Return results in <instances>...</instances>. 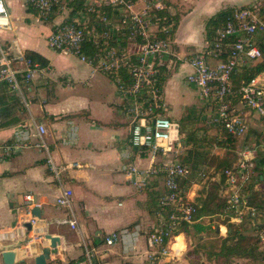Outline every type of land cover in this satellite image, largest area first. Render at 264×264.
<instances>
[{
    "label": "crops",
    "instance_id": "obj_1",
    "mask_svg": "<svg viewBox=\"0 0 264 264\" xmlns=\"http://www.w3.org/2000/svg\"><path fill=\"white\" fill-rule=\"evenodd\" d=\"M4 1L8 14L7 24L0 26V46L10 55L36 51L48 60L49 69L36 72L29 81L22 79L21 96L9 86L5 88L0 84V95L5 99L7 110L0 116L1 121H6L0 126V144L11 140L18 129L33 128V121L43 122L49 153L60 168L62 183L72 188V207L80 232L64 222L68 211L56 204L60 189L48 168L45 154L35 145L22 147L16 154L0 158V242L27 238L34 232L37 236L31 244L25 239V243L17 248L22 261L5 263L0 252V264H35L34 257L44 246L49 251L46 264H85L80 247L81 235L94 244L99 264H142L143 235L139 236L136 251L122 249L120 240L103 243L102 237L106 232L124 226L139 223L145 227L153 218L155 203L164 192L163 175H152L141 186L138 177L129 174L122 165L131 162L146 167L164 156L158 153L153 157L145 149L127 145L131 119L125 113L126 100L106 72L94 70L71 52H59L48 45L47 35L61 15L43 17L25 0ZM252 1L204 0L185 13L176 12L177 23L169 34L176 57L166 59L161 85L165 113L179 126L184 125V129L179 127V130L175 126L176 140L169 154L175 153L190 164L192 172L203 166L213 171L214 163H204L200 151L196 158L188 157L189 149L195 151V147L185 134L195 129L194 135L207 142L215 137L217 128L207 127L205 123V116L213 112L212 106L197 95L194 85L186 81L194 90L181 88L179 83L184 81L181 76L191 71L189 56L206 47L211 40L207 34V18L223 7ZM172 69L176 70L172 72ZM258 74L259 82L264 84V70ZM17 95L20 100L11 101V97ZM72 127L76 132L75 139L64 141ZM218 147L222 150L213 149ZM206 148L217 157H222L227 150L218 145ZM193 160L195 164H192ZM74 161L80 165L76 166ZM192 172L185 184L190 198L197 201L204 192L200 183L191 178ZM261 182L258 180L255 185L262 187ZM26 192H32L41 207L36 215L39 218L36 231L31 230L26 215L15 210ZM46 234L57 237L53 247Z\"/></svg>",
    "mask_w": 264,
    "mask_h": 264
},
{
    "label": "built area",
    "instance_id": "obj_2",
    "mask_svg": "<svg viewBox=\"0 0 264 264\" xmlns=\"http://www.w3.org/2000/svg\"><path fill=\"white\" fill-rule=\"evenodd\" d=\"M25 2L43 17L62 16L53 22L47 35L50 47L59 52L75 54L94 70L106 72L115 81L120 95L126 100L125 113L131 119L127 145L130 148L145 149L153 157L158 153L164 156L162 160L146 167L131 162L122 165L129 174L138 177L137 182L141 186L146 184L150 176L163 175L164 192L158 197L153 218L145 227L137 223L106 232L102 242L112 244L120 240L123 242L122 249L136 251L139 249V236L143 235L145 244L142 264H174L187 250L182 224L196 222L200 216L196 215V201L190 198L187 191L180 194L179 189L178 181L191 173V166L177 154H169L176 140L173 134L176 123L164 111L165 99L161 85L163 67L167 66L166 59L175 56L169 37L173 20L164 21L169 12L167 3L165 0ZM101 6H108L109 14L100 10ZM7 14L5 1L0 0V26L7 24ZM226 19L215 29L209 44L189 56L191 71L186 75V80L212 106L213 112L208 115L209 122L225 128L231 135L242 137L248 126L238 104L254 111L264 121V84L259 82L257 74L249 81L240 80L236 86L232 73L239 65L253 64L264 57V0H253L237 6ZM89 44L97 48L87 53L85 46ZM48 69V64L33 60L23 52L10 55L0 46V84L6 83L20 96L22 79L29 81L36 72H46ZM234 97L238 100H234ZM45 134L46 127L39 120L33 121L31 129L16 130L11 140L0 144V158L12 156L28 145L41 149L60 189L56 204L68 211L64 222L80 232L72 207V188L63 185L60 168L49 153L50 146ZM75 137L76 132L72 127L63 140L69 141ZM259 150V145L238 148L234 163L224 169L227 178L224 190L226 201L220 215L227 221L240 223L249 218L262 225L264 223V217H258L256 207L249 204L246 192L250 175L255 173L252 164ZM73 164L80 165L76 161ZM262 166L264 168V162ZM199 174L206 175V171L200 170ZM254 187L260 186L254 184ZM37 205L36 196L26 192L22 203L15 206L16 211L26 215L34 231L39 218L31 212ZM258 235L264 244V231L259 230ZM36 236L37 232L28 236L26 243L31 244ZM93 245L81 235L80 247L85 264L100 262Z\"/></svg>",
    "mask_w": 264,
    "mask_h": 264
},
{
    "label": "trees",
    "instance_id": "obj_3",
    "mask_svg": "<svg viewBox=\"0 0 264 264\" xmlns=\"http://www.w3.org/2000/svg\"><path fill=\"white\" fill-rule=\"evenodd\" d=\"M78 5V4H76ZM238 5H229L226 7H223L216 11L212 16L207 18L206 22V28H207V34L211 37L212 39L214 37L215 29L220 27L231 15L234 11V9ZM239 7V6H238ZM100 10L105 11L109 14L110 8L108 6H101ZM176 15H170V13H166V17H164V21H169L170 19L173 20V27H175V24L177 23L176 20ZM113 43V41H111ZM97 48V46H92V45H86L85 46V52L90 53L94 51ZM26 56H29L33 60H39L43 64H47L48 60L40 53L38 52H25L24 53ZM264 70V57L262 60L249 64V65H239L236 67V69L232 73V78H233V83L234 85L237 86L238 82L240 80H245L249 81L251 80L254 76H256L258 73L263 72ZM163 79V78H162ZM4 87L6 86L8 88V85L1 84ZM5 87V88H6ZM5 88H1L2 90ZM3 95H0V116L2 117L4 114H6V105L5 104V99L2 98ZM11 101L18 102L20 100V97L13 96L11 97ZM234 100H238L237 97H234ZM6 121H1L0 120V126H3ZM209 124L207 127H215L218 130V134L213 141V145H218L220 147H226V152L222 157H217L213 154H211L210 150L207 148L205 149V145L203 143H207L205 141H202L203 137L197 138L195 136V129L191 130L186 137L188 138L187 140H192L194 144V150L189 149V154L188 157L196 158L197 152L202 153V158L204 163H209L212 162L214 163V175L211 177L212 180H210V184L207 186V188L204 191V194L201 197L200 203L196 204V209L197 213L196 215L200 216L199 220L196 222H193L191 224L184 223L181 226V229L183 230L184 234L186 235L190 229L194 228V230L197 233L201 232V229L205 227V224H203V221L201 217L203 215L210 216L211 214H216L220 216V213L223 212V208L225 206V201L226 197L224 194L225 187L227 185V178L224 172V169L226 167L232 166V164L235 161V152H234V147L236 146L237 142L239 141L240 138L245 137V135L248 132L249 126L247 127L245 133L243 134L242 137H238L235 134H229L227 130L223 127L215 126L211 122H208ZM252 129V128H251ZM261 133V137H260ZM260 138V140H259ZM201 140L202 142H198V140ZM205 140V139H204ZM188 142V141H187ZM210 142L207 143L209 145ZM262 143V147L260 148L259 151H257L256 158L253 160L252 164V169L256 173L255 181L257 180H262L264 179V168H263V162H264V130L261 129L259 131V136L255 140V145ZM201 146V148L197 149V147ZM210 147V146H209ZM192 164L194 163V160L192 161ZM200 170H205V166L201 167L198 170V175ZM192 172V171H191ZM190 175V174H189ZM188 175V176H189ZM188 176L182 180H179V189H180V194H185L187 191V186L185 184V180H187ZM253 183V182H252ZM250 184V183H249ZM249 187H247L248 189ZM250 190V193L247 194L248 202L251 205H254L257 210V215L261 219L264 217V189L262 190ZM247 190V191H248ZM160 196V195H159ZM158 196V197H159ZM158 200L156 201L155 208L157 207ZM248 221H250V226L252 229H258L264 231V223L263 225L260 224V222H254L253 220L248 218ZM229 223H233L228 221ZM258 231L252 232V235L249 236L247 234H244L237 226L235 228H231V226L228 227L226 233H224V237L222 238L221 245H219V249L215 252L217 255H222V256H234L238 255V257H249L250 259L257 261L258 264H264V244L261 242ZM186 250L185 253L189 254H195L196 252L195 249H190ZM196 255V254H195ZM197 261L195 260H190L188 264H196ZM170 264V263H169ZM198 264V263H197ZM253 264V263H250Z\"/></svg>",
    "mask_w": 264,
    "mask_h": 264
},
{
    "label": "rangeland",
    "instance_id": "obj_4",
    "mask_svg": "<svg viewBox=\"0 0 264 264\" xmlns=\"http://www.w3.org/2000/svg\"><path fill=\"white\" fill-rule=\"evenodd\" d=\"M164 1V0H163ZM204 0H165V2L168 5L169 8V12L170 15H176V12L181 13H185L187 12V10L192 9V7H197L199 6ZM207 1V0H205ZM194 4V6H193ZM246 5V4H243ZM243 5H239V6H243ZM176 8V10H175ZM199 10V8H197V11ZM32 13V12H31ZM178 15V13H177ZM171 20V19H170ZM176 69H172V72H174ZM171 72V73H172ZM171 73L168 75V77L171 75ZM185 74H183L181 76V78L184 80L181 83H179L181 88H186L189 90H194L193 87L191 85H187L186 84V76H184ZM187 75V74H186ZM180 88V89H181ZM197 90V88H196ZM198 91H197V95H198ZM239 109L242 111V113L244 114L243 116H245V120L247 123V126H249L248 132L245 135V137L240 138L239 141L237 142L236 146L234 147V152L236 153L235 159L237 157V149L246 145H255V140L256 138L259 136V131L263 128L264 126V121L261 117L257 116L258 114L255 113L254 111L250 110L249 108L245 107L244 105H242L241 103L238 104ZM245 113H248V115L246 116ZM205 123L206 125H208L209 123V117L205 116ZM248 118V119H247ZM251 125H249L250 123ZM253 122V123H252ZM176 123V127L179 130V127L184 129V125L181 127L179 126V123L177 121H175ZM253 124V125H252ZM254 126V127H253ZM252 128V129H251ZM257 128V129H256ZM201 129V127H200ZM214 134V133H213ZM218 134V130L215 131V134L213 136H215L214 138H216ZM186 136V134H185ZM260 137H261V133H260ZM214 138H209L210 140L207 141L210 142L209 145H207V143H203L205 145V147L210 146L211 148L213 147V143L212 141H214ZM260 140V138H259ZM262 143L256 144L259 145V147L261 148ZM213 149H217V150H222L221 148H213ZM198 169L196 168L195 170H193L191 178L196 180L197 182L200 183V187H202L203 192L205 191V189L207 188V186L210 184V180L211 177L214 175V171H211L209 169H206V175H198ZM256 174L252 173L250 175V179L248 180L250 182V184L248 185V189H256V190H262L264 189V179L260 180L262 187H254V184L257 182L255 181ZM253 182V183H252ZM247 189V190H248ZM247 194L250 193V190H248ZM201 197H197V201L196 203H200ZM198 198L200 200H198ZM203 224H205V227L201 229L200 233H197L194 228L190 229V231L185 235L186 240H187V245L186 248L188 250V248L195 249L196 252H194L195 254H189L185 253L183 254V256L181 257V259L175 261L174 264H188V262L192 259L197 261L198 264H258L257 261H254L252 259H250L249 257H238V255H234V256H222V255H217L215 252L219 249V245H221L222 242V238L224 237V233H226L227 229L229 226H231V228H235L236 226L242 231L244 232V234H247L249 236L252 235V232H256L258 231V229H252V227L250 226V221H248V218L243 219L240 223L238 222H233V223H229L225 218H222L221 215L218 216L216 214H211L210 216H206L203 215L201 217ZM220 224H223L219 227ZM226 226V230L225 227ZM189 249V250H190ZM196 263V264H197Z\"/></svg>",
    "mask_w": 264,
    "mask_h": 264
},
{
    "label": "water",
    "instance_id": "obj_5",
    "mask_svg": "<svg viewBox=\"0 0 264 264\" xmlns=\"http://www.w3.org/2000/svg\"><path fill=\"white\" fill-rule=\"evenodd\" d=\"M41 211V207L34 206L32 208V214L33 215H39ZM46 237L50 238V246L53 247L56 244L57 237L52 236L50 234H46ZM24 237H18L12 241H1L0 242V252H2V258L4 262L6 263H14L17 261H22L23 258H19L17 248L20 247V245L25 243ZM39 254H37L34 257L35 264H46V258L48 257L49 251L47 247H40Z\"/></svg>",
    "mask_w": 264,
    "mask_h": 264
}]
</instances>
